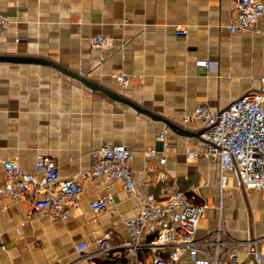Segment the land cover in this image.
<instances>
[{"label": "crops", "instance_id": "0c3cea01", "mask_svg": "<svg viewBox=\"0 0 264 264\" xmlns=\"http://www.w3.org/2000/svg\"><path fill=\"white\" fill-rule=\"evenodd\" d=\"M236 1L0 0V16L8 20L0 55L53 61L197 133L199 122L182 120L198 104L225 108L264 77V15L253 30L231 33ZM175 25L186 34L176 35ZM98 34L114 40L103 52L89 41ZM198 60L212 67H198ZM116 74L126 76V86ZM106 144L136 152L135 190L128 193L104 177L83 180L79 204L63 220L28 217L29 195L0 196V264H87L85 255L96 252L94 240L104 232L111 233L112 249L98 256L103 263L150 264L146 249L127 262L125 221L138 214L148 192L158 199L171 190L191 194L204 180L209 183L197 201L207 207L196 237L208 236L220 221L230 238L243 243L240 264H256L251 247L261 254L257 264H264V190H244L230 179L220 194L217 162L186 156L203 152L200 137L177 135L51 66L0 62V183L3 160L33 172L37 154L54 159L62 178L77 177L90 168V152ZM161 168L163 180L157 177ZM106 196L105 209L94 212L90 202ZM83 241L88 248L76 252ZM178 264L192 262L183 256Z\"/></svg>", "mask_w": 264, "mask_h": 264}, {"label": "built area", "instance_id": "2783aa9c", "mask_svg": "<svg viewBox=\"0 0 264 264\" xmlns=\"http://www.w3.org/2000/svg\"><path fill=\"white\" fill-rule=\"evenodd\" d=\"M235 18L229 25L231 33L253 30L258 19L264 15V0H237L234 5ZM8 20L0 16V34L6 32ZM178 36L186 30L174 26ZM90 44L100 52L110 48L113 38L98 34L90 38ZM125 41L121 40V46ZM198 67L210 68L208 60L195 62ZM121 85H127L123 74L114 75ZM259 88L247 92L222 109H214L207 103L198 104L183 118V122L201 124L200 139L205 147L201 154L187 153L188 157H204L217 162L219 177L217 185L221 194L231 180L244 190H264V77L259 80ZM166 130L159 133L163 139ZM150 152H155L154 149ZM134 150L122 144H106L90 152V168L77 177L62 178L57 162L44 154H37L35 171L24 170L15 160H3V181L0 196L21 198L30 196L28 217L45 216L51 220H63L77 208L82 192L83 180L104 177L107 181L118 182L122 188L132 193L136 180L132 170ZM165 163V155L157 158L158 166ZM157 177H166L164 169H159ZM78 178L80 180H78ZM204 180L194 185L191 194L171 190L163 199L148 192L136 216L125 221L128 237L123 243L124 256L131 263L138 253L146 249L150 264H178L183 256H188L192 264H240L238 254L242 242L234 240L222 228L220 221L206 237L197 238L196 232L207 204L198 202L200 190L208 185ZM111 200L106 196L91 201L94 212L105 209ZM111 233L104 232L94 240L96 252L85 255L87 264H105L98 259L107 254L112 245ZM249 247L254 241L246 242ZM88 242L74 246L76 252H83ZM248 247V248H249ZM257 264L261 254L251 247ZM118 264V263H110Z\"/></svg>", "mask_w": 264, "mask_h": 264}, {"label": "water", "instance_id": "95a60500", "mask_svg": "<svg viewBox=\"0 0 264 264\" xmlns=\"http://www.w3.org/2000/svg\"><path fill=\"white\" fill-rule=\"evenodd\" d=\"M0 62H10V63H21V64H36V65H47V66H51L52 68H55L56 70L60 71L61 73L74 78L76 80H78L81 84H83L85 87L91 89V90H96L101 92L102 94H104L105 96H107L108 98L117 101L119 103L122 104H126L128 106H130L131 108H133L134 110H136L139 113H142L146 116H148L149 118H151L154 121H159L161 123H163L170 131L174 132L177 135H181V136H194V137H200V133L202 130H200L197 133L194 132H190L187 129L183 128L180 125L175 124L174 122H171L169 120H166L160 116H157L139 106H137L136 104L130 102L129 100H127L126 98H124L123 96L116 94L108 89L103 88L102 86L96 84L95 82L88 80L82 76H79L78 74L67 70L66 68L60 66L59 64L50 61V60H46L43 58H37V57H24V56H8V55H0ZM260 85V84H259ZM259 88V86L257 87Z\"/></svg>", "mask_w": 264, "mask_h": 264}]
</instances>
